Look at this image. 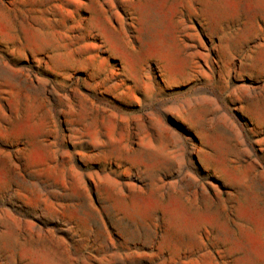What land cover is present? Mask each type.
<instances>
[{
  "label": "rangeland",
  "instance_id": "obj_1",
  "mask_svg": "<svg viewBox=\"0 0 264 264\" xmlns=\"http://www.w3.org/2000/svg\"><path fill=\"white\" fill-rule=\"evenodd\" d=\"M0 264H264V0H0Z\"/></svg>",
  "mask_w": 264,
  "mask_h": 264
}]
</instances>
